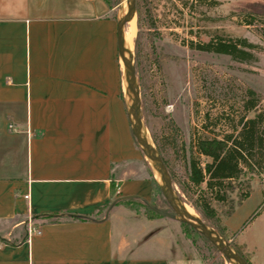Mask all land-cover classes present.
Returning <instances> with one entry per match:
<instances>
[{
  "label": "crops",
  "instance_id": "0c3cea01",
  "mask_svg": "<svg viewBox=\"0 0 264 264\" xmlns=\"http://www.w3.org/2000/svg\"><path fill=\"white\" fill-rule=\"evenodd\" d=\"M112 10L0 0V264H177L169 239L124 252L123 217L107 216L114 199L149 200L153 188L121 95Z\"/></svg>",
  "mask_w": 264,
  "mask_h": 264
},
{
  "label": "rangeland",
  "instance_id": "374dc122",
  "mask_svg": "<svg viewBox=\"0 0 264 264\" xmlns=\"http://www.w3.org/2000/svg\"><path fill=\"white\" fill-rule=\"evenodd\" d=\"M134 1L135 28L126 44L132 47L129 61L137 76V106L143 134L159 151L170 172L176 191L175 202L183 208L186 205L193 207L198 219L251 264H264L263 178L254 176L247 177L244 182L237 181L238 188L227 203H214L218 210L214 219L198 211L181 188L187 181L186 162L191 156L194 140L206 134L222 136L238 124L242 115L254 116L256 110L245 108L250 97L248 89L260 95L258 109L264 110V0ZM109 5L113 7L111 15L118 23L127 15L131 0H110ZM125 27L127 32L129 22L125 23L123 32ZM226 34L252 43L253 46L247 49L253 57L237 60L230 55L198 48L200 43ZM117 58L121 70V95L134 121L135 97L131 95L129 74L119 50ZM195 156L203 164L208 160L198 152ZM145 163L150 176L159 185L149 200L173 211L167 189L161 179L157 180L146 155ZM190 189V193L196 195V187ZM246 193L249 197L242 200L241 195ZM112 212L123 217L121 225L130 236L124 251L127 254L157 253V247L163 246L155 240L158 238L170 240L178 255H167L177 264L232 262L204 233L179 219L161 216L155 224H150L147 208L136 209L126 203L114 205L110 214ZM140 229L142 233L136 236Z\"/></svg>",
  "mask_w": 264,
  "mask_h": 264
},
{
  "label": "trees",
  "instance_id": "16d2710c",
  "mask_svg": "<svg viewBox=\"0 0 264 264\" xmlns=\"http://www.w3.org/2000/svg\"><path fill=\"white\" fill-rule=\"evenodd\" d=\"M107 2L110 4V0ZM252 46L253 44L246 39L226 34L200 43L198 48L230 55L237 60H249L253 55L247 47ZM248 94L250 97L245 103V108L247 111L256 110L254 116L247 118L242 115L238 121L239 125L236 124L231 131L223 133L222 136L201 135L191 144V156L186 162L187 181L185 184L180 183L181 188L188 194L189 202L211 219L218 216L214 203H227L231 199V194L238 188L237 181L244 182L247 177L254 176L264 179V110L258 109L260 95L253 89H248ZM195 152L204 155L208 160L203 164L195 156ZM158 186V182L152 177V196ZM192 187L197 189L194 196L190 193ZM116 194L117 188L113 183L112 195L116 196ZM241 196L242 200L249 197L248 193ZM182 199L185 200L183 196ZM120 203H126L136 209L144 206L150 211L148 218L163 216L139 198L117 202ZM107 206L102 208L105 209ZM247 261L251 264L249 259Z\"/></svg>",
  "mask_w": 264,
  "mask_h": 264
},
{
  "label": "water",
  "instance_id": "95a60500",
  "mask_svg": "<svg viewBox=\"0 0 264 264\" xmlns=\"http://www.w3.org/2000/svg\"><path fill=\"white\" fill-rule=\"evenodd\" d=\"M134 4L135 1L131 0V6L129 8V11L126 16L123 18H120L118 21V45H119V53L120 57L122 58L125 69L127 73L129 74V85L131 88V95L135 97L133 101V105H135V114H134V121L132 122V128H133V134L139 144V146L144 151L145 155L149 158L151 164L154 167V170L157 169L161 176H162V182L161 184L166 187L167 193H168V200L173 208V211L166 210L164 208H161L155 204H153L150 200L139 196V195H127V196H121L112 201V203L109 205L107 209V216L109 215V212L111 211L112 207L117 204L118 201L124 200V199H130V198H139L142 201H144L151 209L157 211L158 213L162 214L163 216L171 217L174 219H179L182 222H185L192 227L198 229L202 233L208 237V239L215 245V247L226 257L228 260L236 261L238 264H249L247 259L243 257L239 252L231 248L226 243L221 242V240L217 237L216 233L209 227L207 224H205L200 219H196L192 217L185 208L181 207L178 203L175 202L176 200V191L175 187L172 182V178L170 175V172L166 166L165 161L163 160L162 156L160 155L159 151L154 147L153 143L147 139L142 130V119L141 114L139 112V108L137 106L138 102V90H137V76L134 66L130 63L129 57L126 56V48L123 41V27L125 23H128L130 19L134 15ZM158 180V179H157Z\"/></svg>",
  "mask_w": 264,
  "mask_h": 264
},
{
  "label": "bare ground",
  "instance_id": "6f19581e",
  "mask_svg": "<svg viewBox=\"0 0 264 264\" xmlns=\"http://www.w3.org/2000/svg\"><path fill=\"white\" fill-rule=\"evenodd\" d=\"M127 27V26H126ZM126 27H125V30L123 32V41H124V45H125V48H126V56L129 57L130 55V52L132 50V47H129L127 44H126V40L130 39V37L133 35V32H134V28H135V25H134V20L133 18L130 19L129 21V27H128V31L126 32ZM126 86V85H125ZM155 176L156 178L159 180L161 179L162 180V176L160 174V172L155 169ZM185 209L186 211L194 218L198 219V213L195 211V209L189 205H186L185 206ZM221 242L225 243L224 239H222L221 237L217 236ZM232 262H229V264H238L236 261H233L231 260Z\"/></svg>",
  "mask_w": 264,
  "mask_h": 264
},
{
  "label": "built area",
  "instance_id": "2783aa9c",
  "mask_svg": "<svg viewBox=\"0 0 264 264\" xmlns=\"http://www.w3.org/2000/svg\"><path fill=\"white\" fill-rule=\"evenodd\" d=\"M11 127H12V125H10ZM26 196H28V195H26Z\"/></svg>",
  "mask_w": 264,
  "mask_h": 264
}]
</instances>
